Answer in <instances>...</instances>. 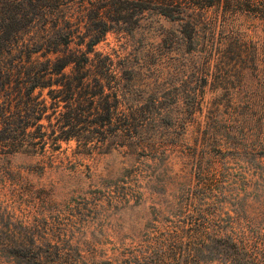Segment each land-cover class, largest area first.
I'll list each match as a JSON object with an SVG mask.
<instances>
[{
  "label": "rangeland",
  "instance_id": "374dc122",
  "mask_svg": "<svg viewBox=\"0 0 264 264\" xmlns=\"http://www.w3.org/2000/svg\"><path fill=\"white\" fill-rule=\"evenodd\" d=\"M73 1L60 21L82 26L72 44L90 38L84 24L110 27L91 54L90 93L73 94L93 113L58 125L69 110L61 99L43 119L45 142L0 151V264H65L31 256L48 242L99 258L186 212L208 218L211 233L247 237L264 258V17L240 14L215 30L218 40L240 33L249 52L208 53L205 24L192 50L185 27L157 10L121 3L89 19L80 12L88 0ZM29 36L38 39L37 29ZM114 102L116 119L136 123L131 132L111 131L94 113L106 117ZM219 248L209 241L192 263L229 264Z\"/></svg>",
  "mask_w": 264,
  "mask_h": 264
},
{
  "label": "trees",
  "instance_id": "16d2710c",
  "mask_svg": "<svg viewBox=\"0 0 264 264\" xmlns=\"http://www.w3.org/2000/svg\"><path fill=\"white\" fill-rule=\"evenodd\" d=\"M88 0L80 9L82 17H103L106 12L120 11L121 3L130 7L137 3L142 10L154 9L177 19L185 27V36L193 50L197 48L198 31L202 24L208 26V53L228 52L239 55L249 52L243 49L240 41L243 36L215 37L218 25L234 23L240 14L253 13L264 17V0ZM73 0H0V151L14 153L35 147L45 142L48 135L44 129V118H48V107L54 112L61 99L68 101V112L58 125L76 126L86 121L91 104L80 107L76 104L75 89L84 88L90 93L87 72L93 67L95 45L109 30L102 24L86 26L84 35H90L71 42L75 30L60 21L75 10ZM36 28L38 39L30 38L29 32ZM232 39V40H231ZM229 45H225L229 41ZM245 40V39H244ZM225 46V47H224ZM223 47V48H221ZM70 66V72H66ZM54 85L56 87H54ZM57 86H65L68 96L53 94ZM51 97L48 101L43 91ZM63 89L58 90L61 92ZM84 98V97H83ZM85 99V98H84ZM86 100H91L90 96ZM117 101V100H116ZM117 102L107 106V114L99 115L110 123L111 131L126 130L131 132L136 123L116 119ZM82 110V112H81ZM99 121V120H97ZM72 134H68L69 138ZM187 194L185 199L188 198ZM182 218H168L155 224L144 237L119 248L97 254H85L78 248L60 247L55 242H48L44 254L31 251L36 261L52 260L67 264H193L195 250L206 247L211 241L218 245L219 251L229 264H264V258L257 256L245 236L231 232L211 233L205 216L192 219L190 214ZM213 229V228H211ZM135 242V243H134ZM100 255V254H99ZM194 262V261H193Z\"/></svg>",
  "mask_w": 264,
  "mask_h": 264
}]
</instances>
